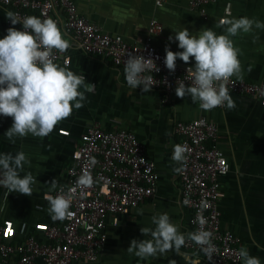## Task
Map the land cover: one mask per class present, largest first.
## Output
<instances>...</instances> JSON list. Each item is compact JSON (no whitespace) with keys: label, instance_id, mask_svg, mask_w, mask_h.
<instances>
[{"label":"crops","instance_id":"1","mask_svg":"<svg viewBox=\"0 0 264 264\" xmlns=\"http://www.w3.org/2000/svg\"><path fill=\"white\" fill-rule=\"evenodd\" d=\"M188 1L165 0L160 7L150 0H74V3L89 22L104 33L121 36L127 44H142L150 22L156 20L162 30L150 36L151 43L163 54L165 45L171 51L179 50L175 41L169 43L167 37L182 26L189 31L212 27L220 34L223 27L218 24L224 17L246 16L264 21V0H216L207 8L206 19L190 10ZM6 11L8 8L0 5V36L8 28L4 23ZM61 31L70 42V47L60 53L69 57L67 68L83 74L85 82L95 84V88L85 93L81 108L73 109L71 115L43 138L29 134L10 143L3 133L11 118L0 116V152L14 155L23 151L30 161L23 171L37 177L30 197L18 193L7 195L0 188V224L6 227L7 237L15 240L21 234H32L44 241V227L55 220L48 214L42 195L49 191L48 183L54 178L58 185L64 184L66 167L82 134L91 126L107 131L125 130L144 144L146 155L154 164L158 175L155 192L128 213L107 216L104 248L95 261L77 264H172V261L185 264L181 255L171 251L163 256L139 259L125 250L131 239L145 238L139 228L151 227V216L160 212H167L179 231L188 233L189 211L180 205L177 171H174L178 162L171 159L173 146L177 144L173 126L178 121L188 122L203 116L216 125L217 146L228 163V171L219 178L220 226L239 238L240 247L245 246L250 255L264 264V108L252 98L233 95L234 108L205 111L188 96L177 97L174 90L168 94L159 88H151L147 93L141 92L139 86L131 90L117 68L104 58L87 56ZM232 39L240 49L242 80L264 83V30L254 29ZM191 63L190 58L188 66ZM176 66L187 65L177 60ZM164 98L166 101L162 102ZM39 204L44 207L37 209ZM180 252L198 256L200 264H210L197 253L182 248Z\"/></svg>","mask_w":264,"mask_h":264},{"label":"built area","instance_id":"2","mask_svg":"<svg viewBox=\"0 0 264 264\" xmlns=\"http://www.w3.org/2000/svg\"><path fill=\"white\" fill-rule=\"evenodd\" d=\"M150 1L155 7H160L165 0ZM215 2L189 0L188 7L206 19L207 8ZM0 5L16 13L20 20L25 15L56 19L81 52L107 60L119 70L124 82L123 61L129 53L154 61L159 71L152 73L154 84L151 88H159L165 94L174 90L175 80L182 78L188 67L176 66L172 73L164 67V54L151 43L150 36L162 30V25L156 20L150 22L145 40L137 45L127 44L119 35L102 32L77 11L74 0H0ZM4 23L6 27L21 28L19 23L10 25L6 18ZM54 59L65 67L69 66L68 56L54 53ZM145 74L150 75L151 72ZM261 86L264 83H248L236 78L229 80L230 95L252 98L264 108ZM165 101L166 98L162 100ZM173 132L177 144L184 145L186 149L184 161L178 163L177 180L180 205L189 211L188 233L198 229L196 216L202 214L207 221L204 228L213 233L212 243L217 251L209 261L199 247L187 238L182 249L199 254L210 264H240L237 258L239 238L220 226L219 178L228 171V163L217 146L216 125L200 116L188 122H176ZM89 156L96 160L90 170L94 184L81 187L75 181L86 167ZM157 179L154 164L148 159L144 144L135 135L125 130L107 131L98 126L87 128L66 167L65 182L59 185L65 191L69 188L75 190L70 205L72 215L62 221L49 222L43 229L44 241L32 234H21L11 240L7 237L6 227L0 224V264H77L95 261L107 241V216L126 214L150 199L155 192ZM45 194L42 200L48 206ZM56 194L52 192V195ZM43 207L42 204L36 206L37 209Z\"/></svg>","mask_w":264,"mask_h":264},{"label":"clouds","instance_id":"3","mask_svg":"<svg viewBox=\"0 0 264 264\" xmlns=\"http://www.w3.org/2000/svg\"><path fill=\"white\" fill-rule=\"evenodd\" d=\"M5 18L10 25L19 23L21 28L10 26L0 36V116L11 118V124L3 135L10 143L29 134L43 138L58 122L71 115L73 109L83 106L85 93L93 91L95 84L86 83L83 74L74 73L55 62L54 53L62 54L70 47L69 39L56 19L25 15L20 20L11 10L6 11ZM218 26L223 27L220 34L212 27H201L197 31H189L184 26L174 29L167 40L169 43L175 41L179 50L174 52L168 45L164 47L163 64L169 73L175 70L177 60L186 65L190 58L192 60L185 69V75L175 80L174 94L181 98L188 96L193 104H198L205 111L220 106L226 109L236 106L230 95L229 80L233 77L240 80L243 74L238 58L240 49L232 37L251 33L254 29L264 30V21L228 16L222 18ZM123 63L127 87L135 90L139 86L141 92L147 93L154 84L152 73L159 71L154 61L129 53ZM149 71L150 75L145 74ZM260 95L264 96V86H261ZM185 151L184 145H174L171 159L183 162ZM29 163L23 151L14 155L0 152V188L5 189L7 195H32L37 177L23 171ZM95 164V158L89 156L86 167L76 178V185L91 187L94 184L90 170ZM48 185L49 191L45 194L47 212L51 219L62 221L72 215L70 205L75 190L69 188L65 191L56 178ZM52 192L57 194L52 195ZM150 220L151 227L139 228L145 238L131 239L126 252L146 259L171 251L181 255L185 264H200L198 256L180 252L187 238L199 247L205 259L212 261L217 248L212 243L213 233L204 228L207 221L202 214L196 216L198 229L187 234L179 231L167 212L154 214ZM237 258L242 264H260L259 258L250 255L243 245L237 252Z\"/></svg>","mask_w":264,"mask_h":264}]
</instances>
